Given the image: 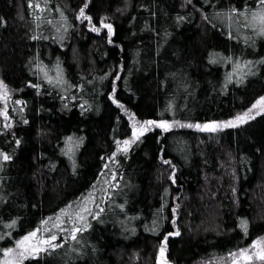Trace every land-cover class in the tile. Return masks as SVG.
I'll use <instances>...</instances> for the list:
<instances>
[{
  "label": "trees",
  "instance_id": "1",
  "mask_svg": "<svg viewBox=\"0 0 264 264\" xmlns=\"http://www.w3.org/2000/svg\"><path fill=\"white\" fill-rule=\"evenodd\" d=\"M83 3L48 0L41 13L35 0L31 7L28 0H0V18L7 22L0 23V77L12 90L13 124L4 128L0 116V150L13 157L0 169V193L7 198L0 201V217L20 218L13 230L18 239L69 203L76 208L89 193L95 198L90 206L102 207L104 190L115 184L117 206L124 207L119 218L89 216L92 227L80 234L81 241L59 233L61 248L24 264H158L164 236L177 228L180 234L167 241L171 264H218L228 252L264 236V114L218 132L155 127L127 153L118 152L113 158L118 164L107 159L117 139L132 135L131 113L139 121L203 124L229 119L264 95V65L236 83L239 77L226 80L233 61L217 55L264 57V38H257L255 47L245 45L249 29L238 32L233 22V36L239 37L234 39L226 34L227 23L214 15L253 0H91L86 11L92 23L100 26L106 17L114 26L113 43L107 29L94 32L77 18ZM178 15L186 19L178 22ZM58 32H64L63 40ZM37 33L40 38L32 39ZM57 57L67 81L63 86L50 84L45 70L36 67L43 62L55 75ZM113 89L129 111L113 102ZM19 99L25 105L14 103ZM68 136L83 137L74 157L64 151ZM241 218L249 222L247 234ZM12 245L11 237L0 241V248Z\"/></svg>",
  "mask_w": 264,
  "mask_h": 264
},
{
  "label": "snow or ice",
  "instance_id": "2",
  "mask_svg": "<svg viewBox=\"0 0 264 264\" xmlns=\"http://www.w3.org/2000/svg\"><path fill=\"white\" fill-rule=\"evenodd\" d=\"M34 0H28L29 6L33 5ZM91 0H84V3L79 8L77 13V18L82 19V21H87L88 27H90L94 32H101L102 29H107V37L108 42L113 43L112 36L114 34V26L110 22H105V18H101L99 21V25L92 23L93 17L86 9L89 8ZM189 3L192 0H188ZM205 3H210L211 0H204ZM48 6V0H44V4L40 3V0H35V8L40 9V12L43 13L44 10ZM183 6V5H182ZM205 20H208V13L204 12L203 8L200 9ZM215 17L218 19H223L228 25L227 35L234 39H239L238 36H233L232 25L233 22L236 23L237 31L239 32L241 28L249 29L251 34L244 36L245 45H251L252 47L256 46L257 38H264V0H253L252 4L245 3L243 8H237L234 5H230L226 9H219L214 13ZM61 17L63 19H67L64 16L63 11H61ZM41 19L40 15H36V20L39 21ZM177 21H183L186 19L184 16L178 15L176 17ZM212 23L211 20L208 21ZM0 23L6 24L7 22L0 18ZM74 26V25H73ZM39 27V25H38ZM67 25H65L66 31ZM167 35V33H166ZM32 39L40 38L39 33L33 35ZM58 39H64V32H58ZM63 46V45H62ZM222 57L224 60L233 61L232 71L227 75L226 80L232 81L234 77H239L236 79V83H243L249 74L255 75V71L253 69L257 68V64L264 65V57H260L259 60H235L232 56L224 55L223 53L217 54ZM213 63L217 62L215 58L212 60ZM37 68H43L44 71V79H46L50 84H56L57 86H63L67 83L64 74L63 68L61 66V62L57 57L55 68V75H49L48 65H44L43 62L36 65ZM122 67V66H121ZM246 70V71H244ZM119 79V76L116 77ZM31 84L33 87L39 89L42 87L41 84H33L31 80L27 82ZM226 86V85H225ZM73 87H83V85H73ZM113 102L119 105L122 109H125V106L122 102L116 98L115 89L110 93ZM12 96V90L9 85L5 82V80L0 77V101H3V106H0V116L5 118V123L3 125L4 128L10 129L13 127L12 117L8 111V100ZM76 97L73 96L72 99ZM15 104L20 106L25 105V101L23 99L15 100ZM83 107V105H81ZM171 108V105L169 106ZM125 111H129L125 109ZM264 114V95L259 96L258 99L255 100L254 103L251 104L246 110L237 113L236 115L230 117L226 120H211L207 121L203 124L200 122L192 123V122H181L176 119H145L142 121L136 120L135 113H131L129 119L133 120L132 123V135L123 140L117 139V149L110 156L107 157L109 162H114L116 164L119 163L118 160H113L116 157L117 153L123 150L125 153L130 149L131 145L140 140V138L144 135L145 132L149 131L152 128L159 127L164 131H168L172 127H184L187 126L189 128H198L204 131L209 132H218L222 129L228 127H236L239 125L247 124L250 120L255 119L256 116ZM163 116V113H161ZM175 116V112L173 111V117ZM27 123V121H24ZM68 143L65 146V154L71 155L74 157L75 150L80 143H82L83 137L73 138V136H68L65 138ZM15 143L18 145L21 143L20 139H17ZM13 157L7 152L0 150V169L3 168V162L12 160ZM165 163H169V161L165 160ZM75 160L73 159V170L75 171ZM105 168L109 167V164L104 165ZM175 168V165H172ZM112 178L115 180L116 173L115 169H111ZM103 174V173H102ZM173 182H175V174H172ZM2 182V181H0ZM117 188L118 184L115 185ZM109 187H112L109 184ZM167 191V190H166ZM105 197L112 195L108 190H104ZM0 201L6 203L7 198L5 194L0 193ZM90 204H95V198L92 193H89L86 197H84V202L80 203L76 208H73L72 203H69L65 207H62L58 210L57 213H54L52 216L45 217L39 221V224L26 232V234L20 236L18 239L13 237V230L20 226L19 217L10 218L8 220H4L3 217H0V241L5 240L6 238L14 239V245L5 246L0 248V264H24V261L29 257H40L41 254H51L53 250L57 248H61L62 244L58 241V234L62 233L64 235V239H70L72 241H78L80 239V234L87 231L92 227L91 222L88 217L91 216L93 219H99L101 212H103V208L99 205L95 206V210L89 207ZM121 208L124 207L123 204L120 205ZM177 208L179 205L176 206ZM176 209H173L175 212ZM175 224V220L172 221ZM248 220L246 218H241L240 227L243 229L244 233L248 232ZM64 225H67L65 227ZM159 227V222L153 221V229ZM41 232L46 233V235L40 236ZM180 234L179 228L176 229L175 232H170L163 238V243L159 248V256H158V264H171V261L168 259L167 252V241L169 236H176ZM75 251H81V249L77 248ZM258 258L259 264H264V236H259L252 240L251 244L248 247H241L234 251H230L226 254V257L219 258L218 264H252L254 260ZM37 264L39 262L37 261Z\"/></svg>",
  "mask_w": 264,
  "mask_h": 264
},
{
  "label": "rangeland",
  "instance_id": "3",
  "mask_svg": "<svg viewBox=\"0 0 264 264\" xmlns=\"http://www.w3.org/2000/svg\"><path fill=\"white\" fill-rule=\"evenodd\" d=\"M0 106H3V101H0ZM109 192L112 193V195H110V196L105 198L104 202L102 203V207H103L104 210L101 213H103L104 215H107L109 217L110 216L111 217H115V216L118 217V211L122 210V209L120 208V206L119 207L117 206L116 186L111 188V190ZM89 207H91V206L89 205ZM103 221L104 220H102V222ZM64 226L67 227V225H64ZM38 235L43 236V235H46V233L41 232ZM79 240L81 241L82 239H79ZM252 263L253 264H259L258 258L256 260H254Z\"/></svg>",
  "mask_w": 264,
  "mask_h": 264
},
{
  "label": "water",
  "instance_id": "4",
  "mask_svg": "<svg viewBox=\"0 0 264 264\" xmlns=\"http://www.w3.org/2000/svg\"><path fill=\"white\" fill-rule=\"evenodd\" d=\"M202 132H205L204 130H201Z\"/></svg>",
  "mask_w": 264,
  "mask_h": 264
}]
</instances>
